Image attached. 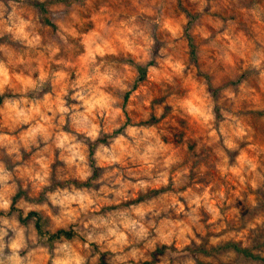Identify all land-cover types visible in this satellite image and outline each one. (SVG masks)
<instances>
[{"label":"clouds","instance_id":"1","mask_svg":"<svg viewBox=\"0 0 264 264\" xmlns=\"http://www.w3.org/2000/svg\"><path fill=\"white\" fill-rule=\"evenodd\" d=\"M0 264H264V0H0Z\"/></svg>","mask_w":264,"mask_h":264}]
</instances>
